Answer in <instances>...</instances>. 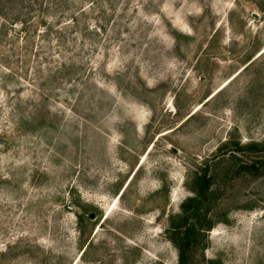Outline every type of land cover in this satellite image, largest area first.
Listing matches in <instances>:
<instances>
[{
  "label": "rangeland",
  "instance_id": "1",
  "mask_svg": "<svg viewBox=\"0 0 264 264\" xmlns=\"http://www.w3.org/2000/svg\"><path fill=\"white\" fill-rule=\"evenodd\" d=\"M119 3L77 35L34 120L0 97V264H177L204 164L210 226L188 264H264V0Z\"/></svg>",
  "mask_w": 264,
  "mask_h": 264
},
{
  "label": "trees",
  "instance_id": "2",
  "mask_svg": "<svg viewBox=\"0 0 264 264\" xmlns=\"http://www.w3.org/2000/svg\"><path fill=\"white\" fill-rule=\"evenodd\" d=\"M128 2L120 0L119 4ZM117 12V0H0V97L9 99L11 117L16 120L23 118L26 106L31 108L28 105H34L29 110V116L34 120L39 109L32 101L36 96L49 97L54 89L52 79L66 65H73L70 63L69 48L76 43L77 35L85 31L104 30ZM89 14L95 16L97 21L94 24L86 22ZM99 20L103 21L98 23ZM60 54L62 59H56ZM31 55H38V60L32 64V61L28 62ZM18 60L30 65L28 72L24 71L28 73V78L9 67ZM55 63L57 67L49 68ZM42 65H48V69L45 70ZM24 81L31 85L29 97L25 99L22 98ZM14 95L16 101L12 100ZM20 122L16 121L18 127ZM235 147L239 151L243 149L238 143ZM262 167L261 161L254 160L239 163L235 170L256 174L261 172ZM212 183L210 167L204 164L195 174L193 194L182 203V216L173 226L172 241L178 249L177 264H188L199 230L210 226L202 208L210 199Z\"/></svg>",
  "mask_w": 264,
  "mask_h": 264
},
{
  "label": "water",
  "instance_id": "3",
  "mask_svg": "<svg viewBox=\"0 0 264 264\" xmlns=\"http://www.w3.org/2000/svg\"><path fill=\"white\" fill-rule=\"evenodd\" d=\"M90 217H92V214L90 215Z\"/></svg>",
  "mask_w": 264,
  "mask_h": 264
}]
</instances>
